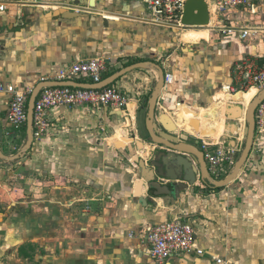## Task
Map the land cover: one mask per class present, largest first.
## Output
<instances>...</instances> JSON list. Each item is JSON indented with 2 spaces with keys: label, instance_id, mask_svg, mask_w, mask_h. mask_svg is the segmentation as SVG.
<instances>
[{
  "label": "crops",
  "instance_id": "crops-1",
  "mask_svg": "<svg viewBox=\"0 0 264 264\" xmlns=\"http://www.w3.org/2000/svg\"><path fill=\"white\" fill-rule=\"evenodd\" d=\"M0 1L7 2L6 11L0 12V85L33 90L60 70L96 58L107 63L101 83L135 64L155 63L173 76L157 106L158 117L173 119L178 133L172 136L201 148L207 141L214 150H239L241 139L235 135H243L244 106L232 99L249 85L243 79V66H264V0H255L252 9H231L222 16L227 26L251 30L246 39L210 26L184 31L153 26L143 20L149 18L146 2L150 0L128 6L123 0L106 1L95 9H89L87 0ZM73 12L80 15L70 17ZM157 80L158 73L149 69L135 70L115 82L113 86L130 98L126 113L111 108H58L49 113L50 132L42 141H34L18 172L48 175L42 171L48 169L62 180L69 178L72 185L55 188L57 199L45 201L41 208H59L70 213L71 221L76 208H84L81 216L87 223H80L81 230H87L89 247L98 252L87 253L86 260L77 253L69 260L45 256L42 264H155L142 240L130 235L142 226L180 218L194 226L203 255L191 252L165 264H219L218 260L264 264V134L256 136L246 166L227 187L213 189L198 177L175 206H165L166 197L159 198L156 206L141 202L147 194L138 161L148 165L155 152H168L154 145L142 129ZM75 82L94 84L90 79ZM223 94L230 96L227 101ZM10 99L0 93L1 144L6 155L16 154L26 142L7 124ZM210 113L215 114L213 119L218 117L216 133L223 129L220 137L191 134L213 132L202 127ZM232 169L224 168L218 180L227 178ZM4 174L0 170V177ZM78 183L85 185L81 191L74 186ZM78 224L76 220L72 225ZM22 256L30 259L26 252Z\"/></svg>",
  "mask_w": 264,
  "mask_h": 264
},
{
  "label": "built area",
  "instance_id": "built-area-1",
  "mask_svg": "<svg viewBox=\"0 0 264 264\" xmlns=\"http://www.w3.org/2000/svg\"><path fill=\"white\" fill-rule=\"evenodd\" d=\"M188 0H150L146 2L149 18L145 22L159 28L184 31L182 24L184 7ZM210 8L213 30L224 35L239 33L243 39L250 36L251 30H241L227 26L222 16L231 9H252L255 0H206ZM7 2L0 1V12H5ZM107 69L104 59L96 58L77 62L60 70L53 78L43 82H75L79 79H90L100 84L102 75ZM243 79L258 93L264 90V66L259 69L252 63L242 68ZM173 76L165 73V86L172 84ZM33 90L21 89L13 84H1L0 93L11 96L7 124L17 136H24L28 121V102ZM130 98L115 86L101 90H88L70 87H46L40 92L34 110V141H42L50 132L49 113L58 108H111L124 113L127 111ZM264 134V100L256 110V136ZM214 146L204 141L201 151L205 155L208 169L213 178L219 179L224 168L234 167L236 160L226 150H214ZM232 150V149H229ZM235 150H232L234 152ZM146 246L151 260L155 264H165L168 260L191 252L203 255L198 249L195 228L189 222L177 219L157 226H142L136 234ZM219 264H227L218 260Z\"/></svg>",
  "mask_w": 264,
  "mask_h": 264
},
{
  "label": "water",
  "instance_id": "water-1",
  "mask_svg": "<svg viewBox=\"0 0 264 264\" xmlns=\"http://www.w3.org/2000/svg\"><path fill=\"white\" fill-rule=\"evenodd\" d=\"M89 9H95L100 2L113 0H87ZM137 0H123L124 6L135 3ZM70 17H78L77 12L70 13ZM183 26L187 28H206L211 26L210 8L206 0H188L182 18ZM154 70L158 73L154 91L148 101V112L146 118V130L150 141L157 147L168 152L157 151L154 157H150L147 165L144 160L138 161L141 174L140 177L145 183L146 198H141V202L147 206H156L158 199L162 197L165 206H175L181 195L196 185L197 178L213 189H221L233 183L241 174L246 166L251 152L253 151L256 139V110L264 100V90L259 92L248 106L245 114V147L241 156L235 163L231 173L223 180L212 177L208 169L205 155L197 146L181 142L179 138L172 136L176 134L175 126L167 115L157 116V106L159 99L165 89V70L155 63H139L127 67L120 72L112 75L100 84H82L76 82H42L35 87L30 95L28 102V121L26 128V142L21 150L13 156L6 155L1 144L0 133V161L5 164H13L23 160L34 144V110L36 100L46 87H70L88 90H101L113 86L122 77L135 70ZM234 113V112H233ZM235 116V115H234ZM160 128L164 131L161 132ZM160 180H166L162 184ZM182 181L185 184H180ZM142 186L140 182L138 187ZM139 194V191L137 192ZM170 200L168 201V199ZM169 202V203H168Z\"/></svg>",
  "mask_w": 264,
  "mask_h": 264
},
{
  "label": "rangeland",
  "instance_id": "rangeland-1",
  "mask_svg": "<svg viewBox=\"0 0 264 264\" xmlns=\"http://www.w3.org/2000/svg\"><path fill=\"white\" fill-rule=\"evenodd\" d=\"M39 1L50 2V0ZM58 1L60 2L62 0H55V2ZM215 25L216 23L210 27L213 28ZM253 89L254 88L249 85L244 89H239L237 91L240 93H237L232 99L238 101L239 96L244 98L242 104L244 106V114H246L249 104L258 94V92L253 94ZM223 95V101L225 99L227 101L230 97L226 96L227 94ZM238 102L242 103V100ZM214 115L215 114L210 113V116L208 115V117H205L204 121H202V127H204L205 130L213 128L212 133L204 130L198 133H189L195 136L201 134V136L217 140L223 129H221L219 133H216L218 117L213 119ZM169 118V120H171V117ZM198 118L199 117H197V119ZM171 122L174 123L173 119ZM243 126V135L241 136V132L235 135L237 138L241 139L239 150H237L239 152L236 150L234 152L229 149L226 150L227 154H230L229 156L236 160V162L240 158L241 152L245 147V117H243ZM142 129L143 133L147 134L144 122L142 123ZM23 138H27L26 134H24ZM118 138L120 137L117 135L116 141H118ZM189 142L195 144L194 141L190 140ZM197 145L201 149L200 144ZM16 154L7 155L13 156ZM19 162L5 165L0 161V170H4L5 172V174L0 177V201L4 202V206L0 208V264H42V257L45 256H51L49 259L64 256L63 258L69 257L67 259L69 260L71 259L69 255L73 256L74 253L79 254L81 258L86 260L87 253L92 255L94 252L97 253L98 250L89 247L91 241L88 239L89 237H87L89 234L87 230H81L82 227L80 223H87L81 216V211L84 208H76L77 213H74L73 221H71L70 213H62L58 210L59 208H41L45 206L43 204L45 201L52 200L54 202L55 199H57L54 193L55 188L60 186L70 187L72 185V183H68L70 179L63 178L62 180L60 174L58 176L56 173L49 172L48 169L42 170L43 172H48V175H42L39 172H36V175L32 173L24 174L18 172L19 168L22 167V164H19ZM6 172L8 173L6 174ZM13 172L18 173L13 175ZM9 173L11 175H9ZM74 186L81 191L85 185L78 183V185ZM76 220H78L79 224L72 225L75 224ZM25 252L30 256V259L26 260L23 258L22 255ZM60 262L65 263L66 261L61 260ZM50 264H53V262L51 261Z\"/></svg>",
  "mask_w": 264,
  "mask_h": 264
},
{
  "label": "bare ground",
  "instance_id": "bare-ground-1",
  "mask_svg": "<svg viewBox=\"0 0 264 264\" xmlns=\"http://www.w3.org/2000/svg\"><path fill=\"white\" fill-rule=\"evenodd\" d=\"M189 29H197V28H189ZM200 29H201V28H200ZM206 30H207V29H206ZM208 31H209V30H208ZM256 92H258V90H257L256 88H254V89H253V94L256 93ZM247 97H248V96H247ZM242 98H243L242 96H239V100H242ZM239 100H238V101H239ZM241 104H243V102H242ZM250 104H251V103H250ZM250 104H249V105H250Z\"/></svg>",
  "mask_w": 264,
  "mask_h": 264
},
{
  "label": "trees",
  "instance_id": "trees-1",
  "mask_svg": "<svg viewBox=\"0 0 264 264\" xmlns=\"http://www.w3.org/2000/svg\"><path fill=\"white\" fill-rule=\"evenodd\" d=\"M114 84H115V83H114ZM114 84H113V85H114ZM25 134H26V130H25Z\"/></svg>",
  "mask_w": 264,
  "mask_h": 264
}]
</instances>
